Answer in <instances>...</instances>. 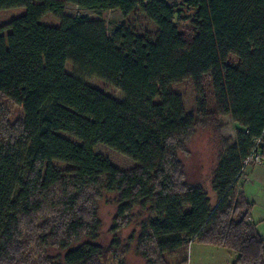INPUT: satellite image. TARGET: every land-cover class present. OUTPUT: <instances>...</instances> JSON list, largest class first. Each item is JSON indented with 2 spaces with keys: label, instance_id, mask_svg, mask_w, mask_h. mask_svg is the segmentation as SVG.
Masks as SVG:
<instances>
[{
  "label": "trees",
  "instance_id": "trees-1",
  "mask_svg": "<svg viewBox=\"0 0 264 264\" xmlns=\"http://www.w3.org/2000/svg\"><path fill=\"white\" fill-rule=\"evenodd\" d=\"M65 5L84 13L65 14ZM17 7L24 15L0 27V96L22 112L17 127L0 134V264H33L20 238L35 221L41 229L47 223L40 256L58 250L51 264H99L96 216L79 215L74 196L45 212L64 179L77 191L116 193L121 210L134 203L146 213L139 243L157 255L144 252L146 264H172L167 258L191 242L233 253L232 264H264V241L248 222L252 204L237 187L243 160L264 149V0H0V10ZM114 10L123 21L108 34L99 17ZM135 12L157 31H136L126 21ZM48 13L58 27L39 23ZM66 62L124 100L66 73ZM183 81L192 85L194 113L172 90ZM217 117H229L235 134L222 140L211 205L200 183L185 182L177 153L198 124L217 131ZM97 144L135 162L133 169L94 153Z\"/></svg>",
  "mask_w": 264,
  "mask_h": 264
},
{
  "label": "rangeland",
  "instance_id": "rangeland-1",
  "mask_svg": "<svg viewBox=\"0 0 264 264\" xmlns=\"http://www.w3.org/2000/svg\"><path fill=\"white\" fill-rule=\"evenodd\" d=\"M24 13L25 9L21 7L0 10V27L24 15ZM92 17L98 16L92 15ZM99 18L106 23L108 34L116 24L123 21L120 14L117 12L103 14ZM126 21L131 23L132 27L138 32L149 31L155 33L157 31L156 26L147 21L144 14L141 12H135V14L128 17ZM39 23L50 27H58L60 24L59 20L51 13L41 17ZM8 33L9 30L4 29L2 35L6 36ZM64 71L118 101L124 100V96L119 90L111 87L103 80L87 75L74 67L70 62L65 63ZM172 90L181 96L185 111L194 113L196 107L195 94L191 83L189 81H183L174 84ZM204 94L207 112L211 113L213 110V100L207 84L204 86ZM21 117V110L0 96V134H4L6 131V133L12 132L11 129L17 127L16 125L18 121L20 122ZM212 122L217 124V131L210 129V126L202 127L198 124L185 139L177 153V158L183 167L185 182L192 184L200 183L204 187L211 205L214 204L216 198L211 191L210 180L216 169L218 155L222 149V140L228 144L234 138L235 134V125L229 117H217L211 120V123ZM62 135L71 139L78 145L81 144L78 140L69 137L67 134ZM93 152L106 157L113 166L123 172L133 169L135 165V162L125 156L100 144L93 147ZM52 165L63 171L72 168L71 165L60 162H52ZM52 195L51 202H55V205L53 203L46 207L45 212L47 215L50 209L53 210L56 208L58 199L62 197V199H66L68 196H74L79 215H82L84 219H89L90 216H96L99 222L96 241L103 247L105 253L99 258V264H146L143 255L146 251L149 252V256H154V258L157 256L155 253L151 252L148 245L146 246L147 248L144 247V249L140 246V225L147 215L134 203L129 205V209L123 207L121 210L118 204V195L116 193L109 192L97 186H88L81 191H77L71 186V182L68 179H64V181L54 189ZM46 214L43 215L47 216ZM36 223L37 221L34 223L30 222L21 229V248L29 262L33 264H51L50 261H54L58 250L51 249L48 254H44L45 256H40L43 255L42 245L44 244L43 238L45 237L42 235L46 230L44 227L47 223H45V225L41 224V226L39 224L43 229L38 228ZM47 231L48 230H46V232ZM45 240L49 241V238ZM47 243L49 244V242ZM184 253L185 254L180 253L178 257L171 259L167 258V260L172 264H177V262L185 256L186 262L180 264H191L189 262L190 248ZM231 255L234 257L233 253H231ZM162 263L164 264V262ZM211 263L221 264V262L217 261ZM192 264H196V261L193 260Z\"/></svg>",
  "mask_w": 264,
  "mask_h": 264
},
{
  "label": "crops",
  "instance_id": "crops-1",
  "mask_svg": "<svg viewBox=\"0 0 264 264\" xmlns=\"http://www.w3.org/2000/svg\"><path fill=\"white\" fill-rule=\"evenodd\" d=\"M164 1L170 3L174 0ZM110 12L117 11H109L104 14ZM64 13L74 15L84 13V11L73 5H65ZM237 187L245 199L252 204L248 222L255 225L258 234L264 241V149L259 164L250 163L241 169ZM188 248H190L189 262L191 264L193 260L196 261V264H212L211 262L214 261L221 262V264H232L235 259V255L233 257L231 252H222L221 250H226L197 242H191Z\"/></svg>",
  "mask_w": 264,
  "mask_h": 264
},
{
  "label": "built area",
  "instance_id": "built-area-1",
  "mask_svg": "<svg viewBox=\"0 0 264 264\" xmlns=\"http://www.w3.org/2000/svg\"><path fill=\"white\" fill-rule=\"evenodd\" d=\"M260 139H257L255 141V144L257 145L259 143ZM261 162V155L256 152V149H252L249 155L243 160L242 167H245L246 165L250 163H256L259 164Z\"/></svg>",
  "mask_w": 264,
  "mask_h": 264
}]
</instances>
